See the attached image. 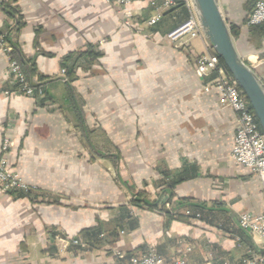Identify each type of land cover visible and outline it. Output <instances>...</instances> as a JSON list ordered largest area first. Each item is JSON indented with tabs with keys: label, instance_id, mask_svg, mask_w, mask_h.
<instances>
[{
	"label": "crops",
	"instance_id": "1",
	"mask_svg": "<svg viewBox=\"0 0 264 264\" xmlns=\"http://www.w3.org/2000/svg\"><path fill=\"white\" fill-rule=\"evenodd\" d=\"M219 1L264 82V33L246 24L249 0ZM159 5L133 1L127 27L109 0H0V34L45 89L43 98L4 95L9 57L0 46V158L39 189L25 197L0 185V264H113L116 251L150 248L169 258L185 244L191 264L264 253L239 225L242 213L264 212V196L258 175L233 160L237 115L205 90L203 41L181 47L167 37L188 10L147 25ZM89 49L94 59L78 58ZM63 64L74 65L71 82ZM62 238L80 243L62 251Z\"/></svg>",
	"mask_w": 264,
	"mask_h": 264
},
{
	"label": "built area",
	"instance_id": "2",
	"mask_svg": "<svg viewBox=\"0 0 264 264\" xmlns=\"http://www.w3.org/2000/svg\"><path fill=\"white\" fill-rule=\"evenodd\" d=\"M121 7L123 23L131 27L135 21V14L129 5L135 0H109ZM159 2L156 12L147 20L148 26L158 23L164 11L177 7H185L188 10V17L167 35L168 39L178 46L189 47L193 39H201L205 44V50L197 56V72L203 79H210L205 86L209 91L214 88L220 96L222 105L230 107L237 115V126L232 149V157L235 163L251 168L261 181V190L264 196V132L260 122L251 107V104L229 72L222 63L220 56L206 41L201 29L199 20L194 10L192 0H150ZM246 24L254 27L264 24V0H257L250 12ZM0 46L9 57L10 86L3 90V94L11 96L22 94L25 96L43 98L45 96L44 86L38 83H31L18 60L12 57V47L1 37ZM63 78L66 81V70H62ZM12 142L9 138L3 141L2 150L8 151ZM0 185L5 191H25L36 189L23 181L19 174L13 171L7 163L6 158H0ZM169 207V206H168ZM239 225L242 230L249 232L254 237L262 239L264 245V212L253 214L242 213L239 217ZM61 250H66L71 244L78 245L80 241L76 238H62ZM179 243L182 245L183 241ZM192 247L188 244L179 246L174 255L164 258L150 248L142 255H126L116 251L117 260L113 264H191L189 253ZM211 264V263H208ZM219 264H228L222 262ZM240 264H264V253L259 257H247Z\"/></svg>",
	"mask_w": 264,
	"mask_h": 264
},
{
	"label": "water",
	"instance_id": "3",
	"mask_svg": "<svg viewBox=\"0 0 264 264\" xmlns=\"http://www.w3.org/2000/svg\"><path fill=\"white\" fill-rule=\"evenodd\" d=\"M204 37L247 96L264 132V82L239 53L219 0H192Z\"/></svg>",
	"mask_w": 264,
	"mask_h": 264
},
{
	"label": "trees",
	"instance_id": "4",
	"mask_svg": "<svg viewBox=\"0 0 264 264\" xmlns=\"http://www.w3.org/2000/svg\"><path fill=\"white\" fill-rule=\"evenodd\" d=\"M257 0H249V5L252 7H254L255 3H256ZM254 27H261L263 29V33H264V24H261V25H258V26H254ZM234 35H236V32H233ZM0 37L4 38V40L12 47V57L16 60L19 61V63L21 64L22 68H23V65L22 63L20 62L19 58L17 57L16 55V51H15V47L8 41L7 39V36L4 35V34H0ZM86 56L87 58H91L94 59V57L96 56L95 53L89 49V50H86V51H82L80 53H78V58H81V57H84ZM221 61L222 63L225 65L224 61L222 60L221 58ZM226 66V65H225ZM64 69H66V72H67V77H68V82H71L72 80V77L74 75V65H68V64H63L62 66ZM228 69V68H227ZM23 71L24 73L26 74L28 80L33 83V79H32V76H28L26 71L24 70L23 68ZM34 84V83H33ZM39 191L38 188L36 189H29L27 192L25 191H14V194H17L19 196H25V197H33L35 195V193H37ZM138 201V200H137ZM163 211L167 214V215H171V216H175L176 214V209L172 208V209H166V207H162ZM177 215V214H176ZM97 231L101 232L102 230L100 228L97 229ZM100 234V233H99Z\"/></svg>",
	"mask_w": 264,
	"mask_h": 264
},
{
	"label": "rangeland",
	"instance_id": "5",
	"mask_svg": "<svg viewBox=\"0 0 264 264\" xmlns=\"http://www.w3.org/2000/svg\"><path fill=\"white\" fill-rule=\"evenodd\" d=\"M132 27V26H131ZM0 39H1V37H0ZM181 47H183V46H181ZM67 75V74H66ZM66 78H68L67 76H66Z\"/></svg>",
	"mask_w": 264,
	"mask_h": 264
}]
</instances>
